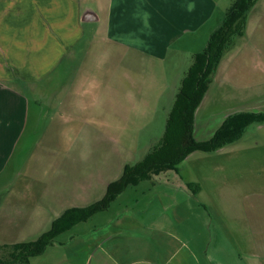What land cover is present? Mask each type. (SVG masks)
I'll return each mask as SVG.
<instances>
[{"label":"crops","instance_id":"1","mask_svg":"<svg viewBox=\"0 0 264 264\" xmlns=\"http://www.w3.org/2000/svg\"><path fill=\"white\" fill-rule=\"evenodd\" d=\"M233 1L0 0V247L36 242L68 211L105 198L128 165L107 185H82L94 166L115 172L90 143L135 139L152 109L147 95L168 89L169 79L180 91ZM219 85L243 107L262 102L264 0L223 56L195 125ZM39 135L85 145L80 185L67 159L59 161L68 167L60 182L50 172L72 150L46 144L28 152ZM233 145L194 152L128 186L29 264H264V155L247 164L248 153ZM163 174L160 185H141Z\"/></svg>","mask_w":264,"mask_h":264},{"label":"trees","instance_id":"2","mask_svg":"<svg viewBox=\"0 0 264 264\" xmlns=\"http://www.w3.org/2000/svg\"><path fill=\"white\" fill-rule=\"evenodd\" d=\"M255 3L256 0H236L210 36L204 52L195 56L169 113L164 136L145 158L134 166H126L120 180L110 184L102 201L86 209L68 211L53 224L49 233L36 242L0 247V252L9 251L6 256L0 255V264H29L31 258L43 254L61 233L107 210L128 186L138 185L152 175L175 169L194 152L210 154L229 146L242 137L250 123L264 121V116L238 115L224 123L210 140L199 142L194 137L196 111L209 90L223 56L233 46L234 40L243 36L246 16Z\"/></svg>","mask_w":264,"mask_h":264},{"label":"rangeland","instance_id":"3","mask_svg":"<svg viewBox=\"0 0 264 264\" xmlns=\"http://www.w3.org/2000/svg\"><path fill=\"white\" fill-rule=\"evenodd\" d=\"M234 0L233 2H235ZM232 6V5H231ZM231 8V7H230ZM240 23V22H239ZM203 50V49H201ZM203 52V51H202ZM107 67V64H106ZM161 80V79H159ZM170 87L168 89L163 88L161 93H153L152 95H147L148 100L151 101L152 109L147 110V115L144 118H147L145 122H142V125L135 126L136 134L133 136V140L127 142H105L101 143L99 146L96 143H90V152H95L96 150H103L104 152V165L106 169H111L115 167V172L105 171L101 173L97 170V167L94 166L93 171L88 175L87 179L82 183V185H107L108 182L116 181L120 175L123 166L126 165H136L142 161L145 156L149 153L150 149L157 145L164 136L166 123L170 111L172 110L176 95L178 90L176 88L178 79H169ZM155 87V91L160 88ZM179 86V85H178ZM223 86V85H222ZM179 88V87H178ZM217 89L216 93L214 92L211 99H207L203 104L200 112L198 114L197 125L194 129V137L199 142H205L203 140H210L214 135L220 130L222 125L228 120L234 118L235 116H247V115H258L264 116V97L260 100L259 104H252V107H243L244 104L237 101L236 98L228 97L226 88L215 87L214 91ZM177 90V91H176ZM247 106V105H245ZM139 112V111H138ZM132 115V113H131ZM140 117V115H139ZM138 117V119H139ZM49 127L43 125L40 127V133H43L44 129L47 130ZM45 135L36 136L34 141L28 143V152H37L46 148V144H50L53 149L57 150H72L71 157H60L56 159L57 164L50 170V172H55L56 181L60 182L63 177L68 174L67 168L59 165L60 160L67 159L70 164V168L73 171V185H80L77 182V179L80 178V169H81V151L84 150L85 145L78 142H66V143H48L44 141ZM234 148L242 149V151L248 153L250 159L247 160V164H251V157L264 155V121L259 120L254 123H250L246 126L245 131L242 137L233 143ZM53 145V147H52ZM232 145V144H231ZM231 148V149H234ZM74 152V153H73ZM110 159L106 158V155ZM235 160V158L233 159ZM90 158V165H91ZM116 166H118L116 168ZM167 176L170 180H173L174 174L170 171L167 172ZM166 177V174L157 177L155 180L157 183L146 181L141 183V185H160V179ZM97 220H94L89 224L91 227L95 224ZM9 251H2L0 255L6 256Z\"/></svg>","mask_w":264,"mask_h":264}]
</instances>
